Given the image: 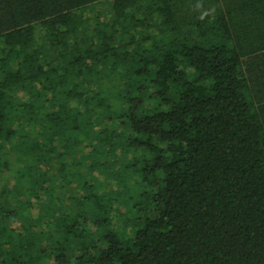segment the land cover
Wrapping results in <instances>:
<instances>
[{
	"label": "trees",
	"instance_id": "16d2710c",
	"mask_svg": "<svg viewBox=\"0 0 264 264\" xmlns=\"http://www.w3.org/2000/svg\"><path fill=\"white\" fill-rule=\"evenodd\" d=\"M0 264H264V0H0Z\"/></svg>",
	"mask_w": 264,
	"mask_h": 264
}]
</instances>
